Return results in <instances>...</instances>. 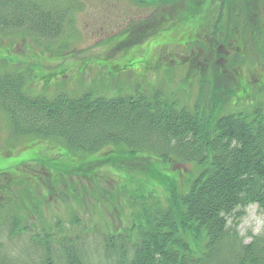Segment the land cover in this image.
Segmentation results:
<instances>
[{
  "label": "rangeland",
  "instance_id": "1",
  "mask_svg": "<svg viewBox=\"0 0 264 264\" xmlns=\"http://www.w3.org/2000/svg\"><path fill=\"white\" fill-rule=\"evenodd\" d=\"M35 1L70 10L71 25L53 41L0 34V73L24 72L30 96L114 98L160 91L178 108L211 118L264 116V0ZM147 20L148 26L165 22L141 44L117 49L128 28L141 32L139 23ZM222 45L226 49L213 52ZM208 56L227 60L216 66L206 62ZM103 154H111L104 164ZM199 172L193 163L163 160L147 150L86 155L55 140L14 137L0 109V228L16 222L8 258L25 260L31 250L25 236L43 231L56 237L123 232L143 208L152 210L156 201L166 206L172 189L186 191ZM263 221L256 205L247 207L238 236L249 243ZM202 240L187 237L195 254Z\"/></svg>",
  "mask_w": 264,
  "mask_h": 264
},
{
  "label": "trees",
  "instance_id": "2",
  "mask_svg": "<svg viewBox=\"0 0 264 264\" xmlns=\"http://www.w3.org/2000/svg\"><path fill=\"white\" fill-rule=\"evenodd\" d=\"M70 13L35 0H0V34L53 41L71 25ZM149 22L139 23L141 32L128 28L117 49L141 44L165 21ZM211 57L206 62L216 66L227 60ZM25 81L24 72L0 73V109L14 137L51 139L68 152L86 155L120 147L130 153L147 150L163 160L193 163L200 172L186 191L171 188L166 206L156 201L152 210L143 208L123 232L25 236L31 250L22 261L9 260L7 254L16 222L0 228V264H264V221L249 243L236 230L247 207L256 205L264 215V116L204 118L197 110L178 108L160 91L114 98L91 93L33 97L26 93ZM103 155L99 162L104 164L111 154ZM188 236L202 237L199 254L191 250Z\"/></svg>",
  "mask_w": 264,
  "mask_h": 264
}]
</instances>
